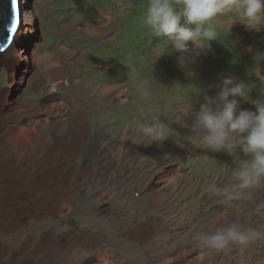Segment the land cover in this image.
I'll return each mask as SVG.
<instances>
[{
	"label": "rangeland",
	"instance_id": "1",
	"mask_svg": "<svg viewBox=\"0 0 264 264\" xmlns=\"http://www.w3.org/2000/svg\"><path fill=\"white\" fill-rule=\"evenodd\" d=\"M148 2L26 3L36 29L35 34L28 29L32 60L23 64L26 55L10 54L0 72L1 99L27 107L39 101L46 122L58 106L64 122L72 111H83L70 125L68 144L74 145L75 138L96 148L88 158L78 159L79 165L93 168L87 195L76 201L77 210L60 214L58 229H104L121 247L130 241L111 231L133 217L139 224H158L152 239L159 238L172 254L166 264H264V238L223 251L196 239L198 233H213L232 221L243 230L264 231V184L246 190L252 192L250 199L229 200L209 191L212 184L230 185L233 170L247 154L240 144L230 151L208 149L202 131L194 127V113L206 97L215 99L226 77L248 89L247 99L236 98L240 109L254 112L255 101L264 102V25L259 31L250 29L239 19L232 21L234 13L226 9L214 21L224 26L214 40L189 41L188 51L181 52L172 38L156 37L143 23ZM182 56L194 62L182 66ZM14 79L20 80L9 84ZM112 95L118 98L115 103L110 102ZM156 119L170 129L162 142H152L137 128ZM22 125L32 128L30 120ZM84 126L86 133L79 130ZM128 194L144 204L129 208L124 200ZM175 253L180 256L175 258ZM98 256L104 262L82 264H107V255Z\"/></svg>",
	"mask_w": 264,
	"mask_h": 264
},
{
	"label": "bare ground",
	"instance_id": "2",
	"mask_svg": "<svg viewBox=\"0 0 264 264\" xmlns=\"http://www.w3.org/2000/svg\"><path fill=\"white\" fill-rule=\"evenodd\" d=\"M19 1L22 25L11 44L4 51L0 49V72L10 54L26 55L23 64L32 60L28 49L32 35L28 29L32 27V32L36 33L34 15L28 12V0ZM30 18L24 32V24ZM20 47L24 49L18 52ZM16 78H19L17 73ZM15 79L9 84L16 85L20 79L17 82ZM1 95L0 89V264L104 262V258L98 255H107V264H148L147 259L166 264L172 254L161 245L159 238L152 239L158 231V224H139L133 221V217H129V222L125 220L123 225L115 224L113 230L110 228L111 234H122L130 241L121 247L107 236L104 229L79 230L74 226L58 229L60 214L64 211L71 213L77 208L76 201L87 195L86 190L93 179V168L79 165L78 159L88 158L96 148L75 138L74 145L68 144H71L70 125L84 112L72 111L64 122L60 119L63 108L58 106L49 113V122H46L39 101L27 107L10 100L4 102ZM116 101L117 96L112 95L110 102ZM28 120L31 129L22 125ZM86 125L89 124L86 122ZM85 127L79 130L86 133ZM124 200L133 209L141 204L129 194ZM151 200L153 204L155 200ZM179 256L175 253V258Z\"/></svg>",
	"mask_w": 264,
	"mask_h": 264
},
{
	"label": "clouds",
	"instance_id": "3",
	"mask_svg": "<svg viewBox=\"0 0 264 264\" xmlns=\"http://www.w3.org/2000/svg\"><path fill=\"white\" fill-rule=\"evenodd\" d=\"M226 9L234 13L232 21L239 19L250 29L259 31L264 25V0H179V3L173 0H149L143 23L156 37L172 38L176 50L187 52L189 41H211L217 37L218 29L224 26L214 21ZM186 62L194 61L190 56H182L180 64L183 66ZM237 97L247 99L245 83L226 77L215 99L206 97L207 102L202 103L194 113V127L202 131V142L208 149L230 151L240 144L247 154V159L233 170L230 185L225 188L215 184L209 186V191L222 194L229 200L241 197L250 199L252 192L246 190L264 184V102L255 101L254 112L242 110ZM137 128L152 142L166 140L170 131L159 119L151 124L139 123ZM261 238H264V231L243 230L235 221L213 233H198L196 236L207 248L217 251L228 249L232 244L246 246Z\"/></svg>",
	"mask_w": 264,
	"mask_h": 264
},
{
	"label": "water",
	"instance_id": "4",
	"mask_svg": "<svg viewBox=\"0 0 264 264\" xmlns=\"http://www.w3.org/2000/svg\"><path fill=\"white\" fill-rule=\"evenodd\" d=\"M20 1L17 0L15 7L11 0H0V49L4 51L14 40L19 28L22 25ZM17 20L13 31V20Z\"/></svg>",
	"mask_w": 264,
	"mask_h": 264
},
{
	"label": "snow or ice",
	"instance_id": "5",
	"mask_svg": "<svg viewBox=\"0 0 264 264\" xmlns=\"http://www.w3.org/2000/svg\"><path fill=\"white\" fill-rule=\"evenodd\" d=\"M11 2H12V6L13 7H15L16 6V4H17V0H11ZM18 23V21L17 20H13V25H14V27H13V31L15 30V25Z\"/></svg>",
	"mask_w": 264,
	"mask_h": 264
}]
</instances>
